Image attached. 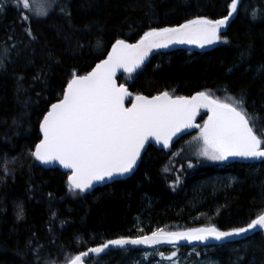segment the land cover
I'll list each match as a JSON object with an SVG mask.
<instances>
[{"label":"trees","instance_id":"obj_1","mask_svg":"<svg viewBox=\"0 0 264 264\" xmlns=\"http://www.w3.org/2000/svg\"><path fill=\"white\" fill-rule=\"evenodd\" d=\"M231 2L49 0L46 17L26 20L23 15L31 16L30 10L6 0L0 12V60L10 50L0 67V264H65V257L108 240L149 233L150 226L186 231L214 225L229 231L246 227L264 212V163L206 164L185 144L194 134L169 152L149 147L131 178L87 195L70 189L68 174L42 169L31 155L41 138L43 116L62 98L72 74L89 72L117 39L133 43L152 29L198 17L218 20L228 14ZM221 40L207 52L156 55L117 82L132 97L208 91L230 102L228 97L243 96L248 113L264 124V0H242ZM215 177L236 181L213 193L209 182ZM201 184L205 186L199 188ZM195 248L206 250L217 264H264L263 233L243 242ZM191 249L159 251L170 257L176 251L175 259ZM146 250H111L90 263L151 264L139 261L138 254Z\"/></svg>","mask_w":264,"mask_h":264},{"label":"snow or ice","instance_id":"obj_2","mask_svg":"<svg viewBox=\"0 0 264 264\" xmlns=\"http://www.w3.org/2000/svg\"><path fill=\"white\" fill-rule=\"evenodd\" d=\"M5 2L0 0V12L5 10ZM21 5L31 12V16L23 15L26 20L32 16L42 19L49 14V0H32L31 4L30 0H14L15 7ZM237 11L238 0H232L228 15L223 19L198 17L176 27L152 29L135 44L117 39L107 59L85 75L72 74L62 99L52 103L43 116L39 125L43 138L31 155L41 164L57 162L69 169L70 189L84 193L95 183L131 172L149 140L154 139L169 148L177 133L199 127L194 120L198 112L205 109L207 120L195 138L202 142L200 156L219 162L230 158L264 161V132L258 131L264 129V124L260 123L259 116L248 113L243 96L228 97L230 102H224L208 91H199L191 97L173 96L164 91L151 97L137 94L129 100L131 107H126L125 101L132 94L116 79V72L121 69L131 76L154 49L183 44L203 48L221 41L220 29ZM253 15L255 17V13ZM28 35L35 39L30 31ZM9 51L5 49L4 60ZM4 60H0V67L5 66ZM17 217L21 218L22 213L18 212ZM258 229L264 231V214L252 219L246 227L229 231H221L214 225L186 231L158 229L151 235L108 240L78 255L65 257V264H87L84 258L89 253L99 255L110 247L125 249L129 245H143L150 248L160 244L175 247L180 241L188 244L209 239L223 241ZM176 255V251L171 253V257Z\"/></svg>","mask_w":264,"mask_h":264},{"label":"water","instance_id":"obj_3","mask_svg":"<svg viewBox=\"0 0 264 264\" xmlns=\"http://www.w3.org/2000/svg\"><path fill=\"white\" fill-rule=\"evenodd\" d=\"M242 0H238V9H239V6L241 4ZM238 12V11H237ZM237 12L236 13H233V15L231 17L228 18L227 22L225 23V25L220 29V32L221 34L223 35L226 30L228 29L229 25L231 24V22H233L236 18V15H237ZM228 15V14H227ZM226 15V16H227ZM224 18V17H223ZM221 18V19H223ZM176 27V26H175ZM139 40H137L136 42H133V43H128V42H125L127 44H135L137 43ZM115 44V43H114ZM216 46V43L215 44H212V45H205V47L203 48H200V47H197L196 45H190V44H183V45H170L168 48H164V49H154L153 51H151L149 54H148V57L147 59L145 60L144 64H142L140 66V68H138L135 72H133L131 75L137 73L142 67H144L145 65H147L150 60L155 57L156 55H159V54H163V53H168V52H176V51H187V52H194V51H197V52H207L209 50H211L213 47ZM111 49H112V46L110 47L108 53L106 54V56L98 63H101L103 60L107 59V56L108 54L111 52ZM97 63V64H98ZM96 64V65H97ZM95 65V66H96ZM95 66L93 68H95ZM92 68V69H93ZM91 69V70H92ZM90 70V71H91ZM89 71V72H90ZM88 73V72H87ZM86 73V74H87ZM85 75V74H84ZM122 75H126V76H129L128 73H125L122 69L121 70H118L116 72V79L117 77L119 76H122ZM118 83V82H117ZM125 86V85H124ZM126 87V86H125ZM130 92V91H129ZM131 93V92H130ZM195 95V94H193ZM192 95V96H193ZM135 97V96H134ZM134 97H129L128 100L125 101V106L126 107H131V103L129 102V100L133 99ZM188 97H191V96H188ZM62 99V98H61ZM50 108V107H49ZM204 112L207 114V111L205 109H201L195 120H194V123L197 124L199 126V119H200V115L201 113ZM208 115V114H207ZM43 119V118H42ZM42 121V120H41ZM40 125V124H39ZM198 128L199 127H196V128H191V129H185V130H182L180 133H177V135L175 137H173L172 141L170 142V146L169 148H164L163 147V144H157L156 141L154 139L152 140H149L148 142H146L145 144V147L144 149L141 150V155H140V158L137 160V163L136 165L133 167L132 171L125 174L124 176H119V177H116L115 179L113 180H105V181H102V182H98V183H95L93 188L89 189L88 191L84 192V193H81V194H84V195H87V194H90L92 193L95 189L97 188H102L104 186H108V185H111V184H114L116 182H119V181H125L129 178H131L134 173L136 172V170L138 169L142 159H143V156L146 152V150L150 147V148H153L157 151H162V152H169L171 150V148L177 144L180 140H182L183 138L189 136V135H192L194 133H196L198 131ZM39 133H40V128H39ZM40 140L43 138L42 137V134L40 133ZM40 142V141H39ZM35 151V148L34 150ZM33 159L35 160V158L33 157ZM35 162L37 163V165L39 167H41L42 169L44 170H58L62 173H66L68 174V176L71 174V171L69 169H65L63 168L59 163L57 162H54L52 164H48V165H44V164H41L39 161H36ZM228 163H231V164H243V165H252V164H259V163H264V161H261V160H244V159H240V158H230L228 161ZM67 183H68V177H67ZM78 193L79 190H74ZM264 214V212L262 213ZM256 233H263L264 234V231L262 230H257L256 232H249L247 235H242L240 237H233V238H228V239H225L223 241H215V240H207L203 243H200V242H193L192 244H188L187 242L185 241H180L175 247H173L172 245H168V244H160V245H155L153 247H150V248H147L143 245L141 246H125V249L128 250V249H147V250H157L159 248H177V247H187V248H195V247H206V248H210V247H219V246H223V245H226V244H231V243H238V242H243L245 240H247L248 238H251L254 234ZM146 235H151V234H146ZM142 236H145V235H142ZM138 237H141V236H138ZM124 238H136V237H124ZM115 239H119V238H115ZM102 245V244H100ZM100 245H97V246H100ZM97 246H93V247H97ZM91 248V247H90ZM117 249H120V248H113V247H110L109 249H106L104 253H107L111 250H117ZM124 249V250H125ZM87 251V250H85ZM103 254V253H101ZM100 255V254H99ZM97 255L95 254H91L89 253V256L88 257H85L84 259L87 261V264H91L90 263V260L95 257Z\"/></svg>","mask_w":264,"mask_h":264},{"label":"rangeland","instance_id":"obj_4","mask_svg":"<svg viewBox=\"0 0 264 264\" xmlns=\"http://www.w3.org/2000/svg\"><path fill=\"white\" fill-rule=\"evenodd\" d=\"M32 3V0H30V4ZM222 41V40H221ZM221 41H218L217 43H220ZM216 43V44H217ZM224 101V100H222ZM227 102V101H224ZM207 120V114L204 116L203 120L199 123V128L198 131L191 136L186 142V145L193 146V148L190 147L189 150H191V155L195 158H200L203 159L204 163L210 164V163H223L219 161H209L206 158L202 157L199 155V149L202 147V142L195 139L196 137L199 136L200 134V127L203 126L204 121ZM236 180L233 177H226V178H219L215 177L212 181L209 182L213 193L223 190L227 188L228 186H231ZM208 184V183H207ZM206 185V183H205ZM204 184L199 185L200 187H204ZM148 224V223H145ZM140 227V226H139ZM206 227V226H203ZM163 226L161 225H155V226H150V231L149 233L146 234H151L153 231L162 229ZM200 228V227H199ZM139 232L141 231L140 228L138 230ZM142 234V235H146ZM139 235V236H142ZM145 254H147V258H145ZM201 256V257H199ZM139 261L143 263H148L150 262L151 264H217L216 262L212 261L209 259L207 251H197L196 248H192L186 256H181L175 259H171L169 256V252H160L159 249L157 250H146V251H141L138 254ZM92 264V262H91Z\"/></svg>","mask_w":264,"mask_h":264},{"label":"flooded vegetation","instance_id":"obj_5","mask_svg":"<svg viewBox=\"0 0 264 264\" xmlns=\"http://www.w3.org/2000/svg\"><path fill=\"white\" fill-rule=\"evenodd\" d=\"M171 151V150H170Z\"/></svg>","mask_w":264,"mask_h":264}]
</instances>
